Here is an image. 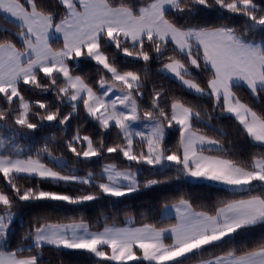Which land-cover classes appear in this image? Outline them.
Segmentation results:
<instances>
[{"label": "snow or ice", "instance_id": "6c2138e0", "mask_svg": "<svg viewBox=\"0 0 264 264\" xmlns=\"http://www.w3.org/2000/svg\"><path fill=\"white\" fill-rule=\"evenodd\" d=\"M0 13V128L15 136L46 122L67 125L82 105L101 131L97 140L77 128L65 141L77 162L118 154L137 165H175L179 175L218 182L245 194L221 201L212 211H197L188 199L180 198L172 205L176 223L168 227L105 225L91 231L82 219L68 224L37 221L12 249L10 229L17 202L81 204L100 196L124 197L141 185L131 167L106 164L99 179L94 172L84 177L64 174L63 157L53 156L47 145L42 153L60 165L59 170L45 163L41 152L23 154L12 140L0 141L5 149L0 151V177L12 193L0 189V264H51L44 260L46 247L57 254L81 251L96 264H192L195 258L198 264H264V239L243 250L232 248L220 255L212 251L249 230L264 229V109L256 110L236 91L244 88L254 100L264 98V0H0ZM206 15L243 17L244 25L238 29L227 23L196 22ZM54 41L60 46L54 47ZM106 48L143 62L145 69L149 62L164 61L160 71L201 98L208 97L218 115L204 111L202 116L201 110L183 99H169L155 86L151 110L141 111L138 99L144 96L147 72L142 77L137 71L121 70ZM81 58L108 74L97 81L99 93L73 74L70 62ZM202 73H207L203 83L198 79ZM24 88L38 93L54 89L57 103L26 99ZM64 103L71 112H61ZM220 118L234 120L238 131L261 151L248 160L224 155L221 141L196 126L203 124L224 136L223 129L210 123ZM141 122H147V132L138 129ZM173 127L179 133L174 150L164 145L165 130ZM113 128L119 139L107 144L103 133ZM214 151L221 154H207ZM31 179L37 181L33 186L17 183ZM44 182L85 184L97 191L73 196L44 190ZM160 182L149 179L144 186Z\"/></svg>", "mask_w": 264, "mask_h": 264}, {"label": "trees", "instance_id": "16d2710c", "mask_svg": "<svg viewBox=\"0 0 264 264\" xmlns=\"http://www.w3.org/2000/svg\"><path fill=\"white\" fill-rule=\"evenodd\" d=\"M259 2V0H257ZM3 14L0 13V16ZM198 23H205L207 26H214L221 23H227L231 26L242 29L244 25L243 17H231L222 19L221 15H206L203 18H198ZM0 23H3L0 20ZM12 27L11 25H8ZM15 30V29H13ZM60 46L59 41H54V47ZM110 56L115 58L117 67L121 70H134L144 77L145 71L147 77L145 78L144 96L138 99L141 111L150 109V93L152 87L162 89L167 92L168 98L177 97L183 99L188 104L192 105L197 110H201L202 116L204 111L216 117L218 114L212 110V101L208 97L201 98L198 94L190 92L184 88L180 82L170 75L161 72L160 68L163 66L161 60H154L149 62L145 69L143 62L135 61L132 58L124 57L113 48H106ZM169 54H171L169 52ZM70 67L74 75L82 76L87 83L90 84L96 91L100 90L97 81L101 75H108L102 71L93 61L81 58L79 62L71 61ZM207 78V73H202L198 76L201 83ZM237 94L242 100L252 105L256 110L264 109V98L261 100H254L244 88L236 89ZM23 94L26 99L42 100L55 106L57 99L55 90H50L47 93H38L37 91H28L23 89ZM3 102L0 101V106ZM62 113L71 112V107L67 103L60 105ZM207 119V117H205ZM217 128L223 129L225 133L221 136L219 133L206 128L203 124L196 126L205 134L217 138L224 145L227 150L223 153L226 156L237 160H248L250 156L261 149L254 147L249 139L238 131L236 122L228 118L213 119L210 122ZM79 128L82 135H90L94 139L100 138V129L96 122L88 117L81 105L78 112L73 115L71 121L67 125H60L57 123H44L35 131L21 130L13 136L11 130L0 128V141L12 140L18 148L23 149V154L35 155L41 152V159L45 163H49L50 167L60 168V165H54L50 162L51 158L42 153V149L47 145L53 156L63 157L64 172L70 174H80L83 177L88 172H94L99 179L103 164L112 162L119 167L131 169H138V179L140 181V189L124 197L115 198L110 196H100L97 200L88 201L81 204H69L60 201H37V202H17L14 208L16 218L11 226L10 247L15 249L18 244L22 242L21 238L37 221H47L49 223H73L84 222L90 225L93 230H101L105 225L124 226L129 216L132 217V225H143L151 223L157 227H167L174 224L173 217L164 218L161 215V210L165 205L177 203L180 198L188 199L193 207L200 211H212L214 208L220 206L221 201L232 199H239L245 197L243 192H234L227 190L224 186L216 183L206 181H196L189 177L179 175L176 171L175 165L165 167H153L142 164L137 165L128 162L118 154H106L102 157L92 158L91 160L76 161V158L67 151L65 141L71 139L75 130ZM105 143L111 144L118 140L117 130L111 129L109 132L103 133ZM179 140V133L175 127L168 129L164 137V145L166 148L175 149ZM11 147V145H7ZM0 147V151H4ZM212 155H219V152H212ZM169 162H166L168 165ZM149 179H156L161 181L157 185L145 187V183ZM36 179L18 180L17 183L22 187H29L36 184ZM40 187L47 191L65 192L76 196L87 192H96L97 189L93 186L63 182L59 184L44 182ZM0 189L5 190L11 196V191L5 187V181L0 177ZM264 239V229L256 228L249 230L242 236L236 237L233 242L223 248L213 249L216 255L223 254L224 251L235 248L239 250L247 249L256 245L258 241ZM30 241H24L29 243ZM44 260H51V264H96V261L89 254L81 251L63 250L58 254L45 248L43 252ZM204 258H208L205 255ZM199 258H195L192 264L198 262Z\"/></svg>", "mask_w": 264, "mask_h": 264}, {"label": "crops", "instance_id": "0c3cea01", "mask_svg": "<svg viewBox=\"0 0 264 264\" xmlns=\"http://www.w3.org/2000/svg\"><path fill=\"white\" fill-rule=\"evenodd\" d=\"M207 154H210V153H207ZM190 179L192 180H196V181H206V182H211V183H217V184H220L218 182H213V181H207V180H203V179H195V178H191L189 177ZM244 198V197H243ZM240 199V198H239ZM175 203L173 204H168V205H165L162 210H161V215L162 217L164 218H169V217H173L175 219V222L176 223V213H175V209L172 207V205H174ZM167 206V207H166ZM198 211V210H197ZM78 223V222H77ZM62 224H68V223H62ZM129 226H132V227H140L142 225H132L131 224V221H127V223L124 225V226H119V227H129ZM103 229V228H102ZM101 229V230H102ZM91 231H97V230H93L90 228ZM195 264H198L195 263Z\"/></svg>", "mask_w": 264, "mask_h": 264}, {"label": "rangeland", "instance_id": "374dc122", "mask_svg": "<svg viewBox=\"0 0 264 264\" xmlns=\"http://www.w3.org/2000/svg\"><path fill=\"white\" fill-rule=\"evenodd\" d=\"M75 62H79V61H75ZM163 66H161V68H162ZM160 68V69H161ZM164 73H166V72H164ZM166 74H168V73H166ZM168 75H170V74H168ZM101 91V89L100 90H98L97 92L99 93ZM112 98H114V97H112ZM146 124H147V122H141V123H139L138 125H137V127H138V129L139 130H142V131H145V132H147L148 131V127H146ZM167 131H168V129H166L165 130V135H166V133H167ZM63 161H64V159H63ZM109 163H112V162H106V163H104L103 164V167L106 165V164H109ZM155 167H160L159 165L158 166H155ZM121 169H125L124 167H120ZM57 170H59V169H57ZM133 172H136L137 173V178H138V169H136V170H134V169H131ZM64 174H70V173H66V172H64ZM76 174V173H75ZM76 175H79V176H81V177H83L82 175H80V174H76ZM139 180V179H138ZM217 184V183H216ZM220 185H222V186H226V185H223V184H220ZM16 218V215L14 216V219ZM127 221H132V217L131 216H129L128 218H127V220H126V222ZM109 226H111V225H109ZM168 227V226H167Z\"/></svg>", "mask_w": 264, "mask_h": 264}, {"label": "water", "instance_id": "95a60500", "mask_svg": "<svg viewBox=\"0 0 264 264\" xmlns=\"http://www.w3.org/2000/svg\"><path fill=\"white\" fill-rule=\"evenodd\" d=\"M227 190H231L233 191L232 189L228 188V186H224ZM236 192H239V191H236Z\"/></svg>", "mask_w": 264, "mask_h": 264}]
</instances>
